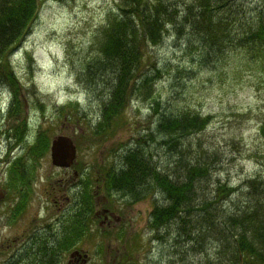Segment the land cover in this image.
<instances>
[{
  "label": "rangeland",
  "instance_id": "374dc122",
  "mask_svg": "<svg viewBox=\"0 0 264 264\" xmlns=\"http://www.w3.org/2000/svg\"><path fill=\"white\" fill-rule=\"evenodd\" d=\"M183 1L190 3L192 0ZM118 3V0H39L29 30L15 51L9 54L18 81L16 89L25 104L21 114L29 118V127L21 138L11 137L13 144L10 146L0 134V262L11 254L14 238L20 235L22 228L27 226L37 229L40 234H48L54 222L70 207L66 196H72V192L85 194L89 190V186L84 190L85 183L81 184V178L73 173L76 170L89 174L88 183L96 190L98 204L95 210L102 211L105 207L103 201L114 203L115 195L108 196L97 188L103 181V164L113 158L112 153L108 156V150L131 146L144 127L155 121L152 101L161 100L158 108L171 106L162 101L170 100L172 94L177 93L172 99L173 105L209 118L206 128L191 136V140L200 137L217 152L212 181L216 177L228 178L229 184L241 191L247 178L258 173L264 176V138L259 133V125L264 121V89L260 87L263 81L261 74L256 73L257 65L245 63L241 54L236 56L233 53L215 65L211 59L206 62V67L198 61V56L184 54L180 41L174 40L173 36L167 37L160 45L150 46V56L153 61L163 59L170 65L188 70L191 79L179 82L167 79L164 73V76L152 80L147 92L143 87L131 89L135 96L131 95L119 113L121 123L116 134L104 142L92 138L90 128L99 119L105 91L102 93L98 88L97 92L94 90L88 94L78 75H81L82 65L97 53L94 37L99 34V27L106 22L108 14L118 9ZM258 66L261 73L262 64L258 63ZM5 92L0 79V111L10 105L11 93ZM70 103L75 106L70 107ZM59 109L63 112L60 113ZM3 115H0V129L9 127L14 130L13 125H17L19 119L2 121ZM40 129L46 130L51 137L57 134L72 137L77 149L72 169L53 166L48 148L37 158H29L25 150L27 141L32 143L34 133ZM156 156L161 166L170 161L164 149ZM18 158H23L19 168L30 174V193L21 186L23 181H16L11 172ZM18 184L26 201L13 211L18 202L15 194ZM76 186L77 190L73 191ZM86 194L91 198L89 193ZM150 198L129 205L117 202L115 221L123 227V232H119V227L114 228L118 231H106L104 227L95 236L97 223L102 221L99 217L94 231L75 248L87 252L91 260L96 254H104L105 260L100 264H119L118 254L123 255L121 257H125L128 264H205L204 259L193 256L187 249L172 262L169 257L173 253L149 231ZM168 233L173 237L172 232L168 230ZM5 239L12 245L6 244ZM161 253H164L162 259L157 260ZM44 254L42 250L41 255ZM68 254L64 253V261Z\"/></svg>",
  "mask_w": 264,
  "mask_h": 264
},
{
  "label": "trees",
  "instance_id": "16d2710c",
  "mask_svg": "<svg viewBox=\"0 0 264 264\" xmlns=\"http://www.w3.org/2000/svg\"><path fill=\"white\" fill-rule=\"evenodd\" d=\"M219 1L192 0L190 3H186L183 0H119L118 9L108 14L106 22L99 27V34L94 37L97 53L82 65L81 75H78L80 83L85 85L88 92L94 93L95 88V92L98 88L102 90V93L105 91L101 99L99 119L92 126L93 129L90 128L94 140L104 142L116 134L121 123L118 115L127 105L131 95L135 96L131 89L143 87L147 92L149 85H152V80L160 77V69L157 66L159 62L150 60L149 47L160 45L165 31V29L163 32L161 31L162 24L172 20L183 26L185 22L191 28L189 36L199 26L224 28L231 16H225L226 20L216 15V5ZM38 2L39 0H0V57L7 59L10 45L15 41L14 39L22 38L27 33L36 16ZM190 13L191 16L187 17ZM251 19L252 21L243 25V31L235 36L230 35L233 33L229 32L230 34L223 37L221 32L216 31L208 41L203 43L202 47L205 49L202 50V53L205 55L207 49L214 46L213 44L222 43L224 57L235 53L236 56L241 54L245 63L262 62L264 60L262 49L255 50L252 60L250 51L252 45L264 38V12L256 13ZM130 21L136 23L138 32ZM181 44L183 41L180 43L182 48ZM106 52L109 53L112 60L106 56ZM198 59L202 62L199 57ZM207 59L210 61L212 58L207 57ZM159 61L165 60L159 59ZM152 62H155V65ZM144 64H146L143 68L145 72L141 74L138 67L140 65L143 67ZM207 64L203 65L207 67ZM255 65L258 69L256 73L262 76L263 82L260 87L264 89V63H262L261 73L258 64ZM0 71L3 74L2 78H7L14 85V96L20 97V91L16 89L17 79L6 67L2 68L0 65ZM189 73L192 77L191 72ZM17 96L7 110V115L12 119L23 115L19 113L24 111V102L21 98L20 101ZM159 101L161 100L152 101V110L153 114L162 115L158 118L157 123L152 122L150 128L149 125L146 126L148 129H152L150 132L153 136L150 140L140 137L137 146L134 147L133 143H130L131 146L126 149H123L125 147L119 148L123 149L119 157L115 156V150L118 147L108 150V156L112 153L113 158L106 160L101 168L106 191L118 190L117 186L125 190L127 188L135 189V193L128 195L132 201L152 194L168 195L166 191L170 186V181L164 177L160 179L158 169H162L164 173L174 177L181 178L180 176H183L189 179L193 177L194 180L201 183L202 180H198L193 172L196 168H200L207 174L204 182L208 185L212 183V169L218 159V154L200 137L196 139L199 150L181 153L191 167L189 168L190 174L184 175L172 160L167 162L166 166H161L159 158L156 156L157 152L153 156L152 148L161 147V150L164 149L165 155L169 157L171 149L179 142L181 136L190 132L198 135L209 123L208 116H201L194 110L174 105L158 108ZM162 102L167 103L166 100ZM69 106L72 107L70 104ZM63 108L64 106H61V109ZM161 108L163 109L160 110ZM59 111L63 112L60 109ZM21 121L14 126L17 138H21L26 129L25 124ZM259 133L264 138V121L259 125ZM155 142L158 143V146ZM49 143L50 135L46 130L40 129L32 143L27 141L26 147H42L43 149L36 155L38 157L47 150ZM262 155H264V151ZM18 160L22 161L23 158H18ZM88 182L89 176L86 175L84 190L86 191L89 186V190L86 192L92 196L91 192L94 189ZM244 182L246 188L241 191H244L245 195L237 203L240 207H234V202L229 201L225 196H211L204 198L202 204L193 203L196 197L190 196L189 190L177 188L175 183H172L178 192L181 208H185V215L182 214L179 218L175 215L168 217L165 214V208L155 206L150 212V227L167 228V231L172 232L174 238L184 244L185 250L192 252L195 257L204 259L205 264H264V176H260L259 173L254 174ZM157 183L159 189L153 187L157 186ZM223 186L226 184L223 183ZM86 192L83 195L87 198L89 196ZM169 225L170 227H168ZM203 243L216 247L225 245L227 254L232 257L226 258L221 253L215 252L217 256L222 255L225 259L223 262H211L214 252L204 254L200 247L203 246ZM41 251L38 249V256ZM44 253L42 264H50L53 256L58 254L53 250V247L45 249Z\"/></svg>",
  "mask_w": 264,
  "mask_h": 264
},
{
  "label": "bare ground",
  "instance_id": "6f19581e",
  "mask_svg": "<svg viewBox=\"0 0 264 264\" xmlns=\"http://www.w3.org/2000/svg\"><path fill=\"white\" fill-rule=\"evenodd\" d=\"M119 2V0H118ZM216 10L215 13L216 15L221 18V19H226L225 16H231L229 20H227L226 27L218 28L216 29L213 26H203V27H196L192 31V34L190 36L188 35L189 31L191 30L188 25L183 24V26L180 23H177V21H168L164 22L161 27V31L165 29L163 32L162 36V41L161 43L165 42V39L167 37L173 36L174 40L180 41L182 45V50L184 54L186 55H192V56H198L202 62L206 63L208 61L207 57L212 58V64H218L222 61L224 58V45L222 43H216L213 44L214 46L211 48H208L207 46V51L205 52V55L202 53V50L205 48L202 47L203 43L205 41H208L210 39L209 37L212 36L216 31L221 32V35L223 37H226V35H234L241 33L243 31V25H245L249 20L252 21V16H254L256 13L264 12V0H220L217 2L216 5ZM250 10V11H248ZM245 11V12H243ZM191 16V13L188 14L187 17ZM178 20L182 21L181 18L177 17ZM130 23L135 27L136 31L138 32V28L136 26V23H133L130 21ZM230 32V33H229ZM182 33H183V40H182ZM188 35V36H187ZM22 38H16L14 39L13 43L10 45V51L7 54V59L0 57V65L1 67H6L8 68V71L16 78V75L14 74L13 70V63L11 61V57L9 56L10 52L12 54V51H15V47L18 45ZM255 39V38H254ZM223 40V39H222ZM212 42V41H211ZM253 47L251 48L250 51V58L251 60L254 59L255 56V50L259 48V50L264 51V38L263 40L259 41L258 43L252 45ZM250 50V47L248 51ZM106 56L110 59L111 57L109 56V53H105ZM152 61L153 59L150 58ZM109 63V62H108ZM255 64H262L264 63V60L262 62H254ZM114 64H116L114 62ZM153 65H155V62H152ZM158 69H160V76H164V73H166L168 76L167 79H175L176 81L182 80V81H187L191 79L190 73L181 67H178L176 65H170L169 62L166 61H160L158 64ZM138 70L140 71L141 74H144L145 70L143 67L140 65L138 67ZM174 76L176 78H172L170 76ZM3 74L0 71V79L2 80V86L3 89L8 93L10 91L11 96L9 98L10 105L12 102L15 101L16 96H14V91L15 89L13 88V84L10 83V81L6 78H2ZM17 79V78H16ZM180 82V81H179ZM81 86L84 88V90L90 94L93 93L91 91V86L90 91H87V88L85 85L81 84ZM96 90V88H95ZM4 92V91H3ZM5 92V93H6ZM177 96L176 94H172L170 96V100H167V104L173 105L172 99H174ZM17 98L21 101L20 97L17 96ZM25 105V104H24ZM71 106H75L74 104ZM175 106V105H174ZM162 114H155L154 118L155 121L154 123H157L158 118ZM22 117H20L21 121ZM27 119V120H26ZM28 117L25 119L23 118L21 122L25 124V127H29L28 124ZM149 124V128L150 125ZM18 125V124H17ZM13 125V129L7 127L4 128V131H1L0 134L5 136L6 142L8 145H12V139L11 137H15V128ZM152 129H148L146 126L144 128L143 133L139 134L135 139H133V146H137L140 137L150 140V138L153 136L150 132ZM38 130L34 133L35 135L38 133ZM7 132V133H6ZM195 133L190 132L188 134H185L179 138V142L175 145L173 149H171V154L168 155L169 159L172 160L176 165L180 168L181 172L184 175H187L188 173L190 174V165L187 163L186 159L183 157L181 153L187 152V151H193L198 149V143L197 140L194 138L191 140V136H193ZM156 145L158 146V143L155 142ZM160 146V145H159ZM50 145L48 146V148ZM43 148L42 147H26L25 150L27 152V155L29 158L35 159L37 158L36 155L38 152H40ZM199 150V149H198ZM121 149L117 148L115 150V156H118L121 154L120 153ZM122 152V151H121ZM157 152V155H160L162 152L161 147L159 148H152V153L153 156H155ZM117 159V158H116ZM127 161V160H126ZM33 161H31L32 163ZM126 164V163H125ZM127 166V164H126ZM117 168V166H116ZM139 169V168H138ZM189 169V170H188ZM159 172V173H158ZM158 174L160 179L164 177L165 179L170 181V186L168 190L166 191L168 195H162L160 193L158 194H152L154 197H151L150 200L152 201V208L155 206H162L165 208V214L170 217V216H176L180 217L182 214L185 215V208H181V201L178 198V192H176V189H174L173 184L177 188H184L186 190H189L190 196L196 197V200L193 203H198L202 204L204 202V198H210L211 196H225L229 201H233V206L234 207H240L239 204H237L239 201L243 199V196L245 193L243 191H240L238 187L232 186L229 184V179L225 178H219L216 177L213 179L212 183L208 185V183L204 182L207 174L205 173L204 170L202 169H195L194 175L198 180H202V182H198L193 179H189L188 177L185 178L183 176L179 177H174L168 173H164V170L158 169ZM195 178V179H196ZM215 180V181H214ZM173 183V184H172ZM223 183L226 184V186H223ZM158 184V183H157ZM156 189H159V184L157 186H153ZM242 187L246 188V183H242ZM116 189H111L108 193V196H113L115 195V201L114 203L110 200L108 204L107 200L103 201L102 203L105 204V207L102 208L103 213L106 215L107 220L104 223H97L96 226V231H95V236L98 234V232L103 231L104 227H106V231H118V228L120 223L116 222L117 214L114 212V209L116 206H119L117 202H119L121 205H129L132 203H135L137 201H140L142 199L148 198V197H143L139 198L135 201H132L128 195H131L132 193H135V189H128L125 190L124 188H120L119 186L116 187ZM103 189V184L98 185V191H102ZM73 191L75 190L74 188L72 189ZM96 192H94V199ZM170 195L175 196L174 198ZM66 199H69L71 203L76 205L78 207V202L75 197V193L72 192V196L68 194L66 196ZM225 201V200H224ZM59 220L54 222L53 228L49 231L47 234L45 233H38L37 229L33 228H22L20 231V235L14 238V248L12 249V252L10 255H8L4 260L0 262L3 264H42L43 260L39 259L38 256V247L44 246L42 244L47 245L48 247H53L55 241H59L63 243L66 246L72 247L76 246L78 243H80L82 240H84L86 237L91 234V232L94 231V224L95 222L90 221L85 212H83L81 215H79L77 218H71L67 216L66 214H61V217L58 218ZM15 221V220H14ZM170 227V225L168 226ZM119 232H122L123 227H119ZM33 229V230H32ZM32 230V231H31ZM149 231L154 234V236L158 239V241L169 248V250L173 253V256L169 257L171 258L172 262L176 260V258H180L182 253L185 252V247L184 244L179 241L177 238L170 237V233L166 234L167 228L162 229L160 226L159 227H154L149 229ZM62 234L61 236L58 235V233ZM165 232V233H164ZM6 244H11L9 240H6ZM9 241V242H8ZM21 242V243H20ZM20 243V244H19ZM12 245V244H11ZM203 246H200L205 253L209 254L211 252L214 255V258L212 259L213 261L211 262H223V259H225L222 255H224L226 258L232 257V255H228L227 247L225 245L223 246H213V245H205V243L202 244ZM199 248V247H198ZM217 250V251H216ZM167 250L165 251V253ZM215 252H219L222 255L217 256ZM164 253L160 254V257L157 260L162 259V256ZM64 253H58L55 254L50 262V264H64L65 261L63 260ZM208 257V255H207ZM62 262V263H61ZM117 263L119 264H128V260L125 257H120L117 259Z\"/></svg>",
  "mask_w": 264,
  "mask_h": 264
},
{
  "label": "water",
  "instance_id": "95a60500",
  "mask_svg": "<svg viewBox=\"0 0 264 264\" xmlns=\"http://www.w3.org/2000/svg\"><path fill=\"white\" fill-rule=\"evenodd\" d=\"M75 157V146L68 136H57L52 140L51 159L53 164L67 166Z\"/></svg>",
  "mask_w": 264,
  "mask_h": 264
},
{
  "label": "flooded vegetation",
  "instance_id": "af4514ba",
  "mask_svg": "<svg viewBox=\"0 0 264 264\" xmlns=\"http://www.w3.org/2000/svg\"><path fill=\"white\" fill-rule=\"evenodd\" d=\"M106 220H107V217L105 214H103L102 221H99V223H104ZM42 245H44V246H41V248H43V249L47 246L45 244H42ZM38 249H40V245H39ZM69 258H67V260L65 261L64 264H90L92 262L94 264H97L99 256H94V258L91 260L90 257H88V255H86L82 251H80L79 253L78 252L74 253L72 256L70 255ZM39 259L43 260L44 255L42 256L40 253ZM1 264H3V263H1Z\"/></svg>",
  "mask_w": 264,
  "mask_h": 264
}]
</instances>
